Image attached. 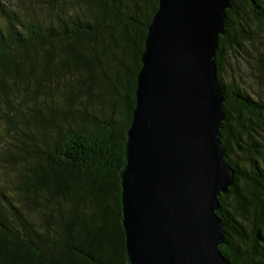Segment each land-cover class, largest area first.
Returning a JSON list of instances; mask_svg holds the SVG:
<instances>
[{"label": "trees", "instance_id": "1", "mask_svg": "<svg viewBox=\"0 0 264 264\" xmlns=\"http://www.w3.org/2000/svg\"><path fill=\"white\" fill-rule=\"evenodd\" d=\"M158 2L0 0V131L19 141L6 158L22 167L0 181V264H128L120 170ZM231 4L216 53L221 140L236 171L220 196V249L264 264V103L222 77L227 54L252 39L249 17L264 27V0ZM92 99L98 114L82 108Z\"/></svg>", "mask_w": 264, "mask_h": 264}, {"label": "water", "instance_id": "2", "mask_svg": "<svg viewBox=\"0 0 264 264\" xmlns=\"http://www.w3.org/2000/svg\"><path fill=\"white\" fill-rule=\"evenodd\" d=\"M120 170L128 264H235L221 251L220 196L235 169L221 140L219 37L231 0H159Z\"/></svg>", "mask_w": 264, "mask_h": 264}, {"label": "rangeland", "instance_id": "3", "mask_svg": "<svg viewBox=\"0 0 264 264\" xmlns=\"http://www.w3.org/2000/svg\"><path fill=\"white\" fill-rule=\"evenodd\" d=\"M250 18V34L252 39L244 42L242 49L234 50L227 54V70L223 72V80L228 83L235 80L245 87L254 100L264 103V68L259 63V53L264 52V27ZM233 82V81H232ZM101 91V86L94 89L97 95ZM82 106V105H81ZM100 104L97 99L84 102V108L89 114H98ZM20 145L13 135H7L0 131V181L8 185L13 184L18 177L21 166H15L6 158L9 149L17 150Z\"/></svg>", "mask_w": 264, "mask_h": 264}]
</instances>
